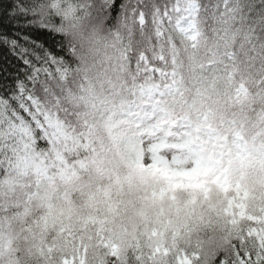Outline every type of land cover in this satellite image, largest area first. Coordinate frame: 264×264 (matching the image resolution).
Returning a JSON list of instances; mask_svg holds the SVG:
<instances>
[{
    "label": "snow or ice",
    "instance_id": "6c2138e0",
    "mask_svg": "<svg viewBox=\"0 0 264 264\" xmlns=\"http://www.w3.org/2000/svg\"><path fill=\"white\" fill-rule=\"evenodd\" d=\"M0 264H264V0H0Z\"/></svg>",
    "mask_w": 264,
    "mask_h": 264
}]
</instances>
